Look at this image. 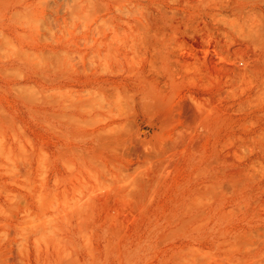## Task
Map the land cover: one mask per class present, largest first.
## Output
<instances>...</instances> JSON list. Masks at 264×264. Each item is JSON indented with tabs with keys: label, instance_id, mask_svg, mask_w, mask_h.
Instances as JSON below:
<instances>
[{
	"label": "rangeland",
	"instance_id": "1",
	"mask_svg": "<svg viewBox=\"0 0 264 264\" xmlns=\"http://www.w3.org/2000/svg\"><path fill=\"white\" fill-rule=\"evenodd\" d=\"M0 264H264V0H0Z\"/></svg>",
	"mask_w": 264,
	"mask_h": 264
}]
</instances>
